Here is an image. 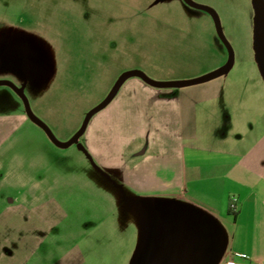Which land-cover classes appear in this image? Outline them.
I'll return each mask as SVG.
<instances>
[{
  "label": "rangeland",
  "instance_id": "rangeland-1",
  "mask_svg": "<svg viewBox=\"0 0 264 264\" xmlns=\"http://www.w3.org/2000/svg\"><path fill=\"white\" fill-rule=\"evenodd\" d=\"M193 1L217 13L232 66L213 80L164 89L192 90L196 96L219 91L215 103L225 129H231L234 106L245 111L247 127L258 124L264 120V80L254 58L252 0ZM227 59L211 15L183 0H0V80L25 84L32 111L61 142L74 135L124 71L185 80ZM17 110H25L20 97L0 85V115ZM29 122L0 147V159L13 165L22 154L32 178L46 181V200L32 204L37 216L29 223L37 228L38 246L14 254L8 246L11 258L0 264H135L136 258L147 264L179 231L194 230L197 221L213 222L196 218L178 192L158 200L130 191L98 166L83 135L62 148ZM205 124L184 123L183 138L191 130L205 133ZM200 237L210 251L213 235ZM217 247L214 264L241 256L230 251L229 235Z\"/></svg>",
  "mask_w": 264,
  "mask_h": 264
},
{
  "label": "crops",
  "instance_id": "crops-1",
  "mask_svg": "<svg viewBox=\"0 0 264 264\" xmlns=\"http://www.w3.org/2000/svg\"><path fill=\"white\" fill-rule=\"evenodd\" d=\"M19 87L24 90L25 84ZM219 96V91L196 96L192 90L175 92L129 78L90 118L83 142L98 166L135 194L159 200L178 192L196 218L213 220L193 227L197 235H213L206 264H214L217 245L223 246L226 235L230 251L241 256L222 264H264V120L247 127L245 111L234 106L231 129H225L215 103ZM198 120H205V133L191 130L183 138V124ZM28 121L25 110L0 115V147ZM22 156L15 155L19 163L13 165L0 159V232L9 230L0 233L2 261L11 258L8 246L13 254L38 246L37 228L29 223L37 216L32 204L46 200V181L32 178ZM233 196L237 201L230 214ZM217 220L223 225H214Z\"/></svg>",
  "mask_w": 264,
  "mask_h": 264
},
{
  "label": "water",
  "instance_id": "water-1",
  "mask_svg": "<svg viewBox=\"0 0 264 264\" xmlns=\"http://www.w3.org/2000/svg\"><path fill=\"white\" fill-rule=\"evenodd\" d=\"M184 2L191 7L204 10L211 15L214 21L217 35L222 41V43L224 44V46L226 47L227 52H228V59L226 63L216 68L215 70L208 72L206 74H203L201 76L190 78V79H185V80H174V81H158V80L150 78L147 74H145L143 71L138 70V69H131V70L124 71L118 76V78L114 82L113 86L111 87L107 95L98 104H96L86 113L80 128L74 133V135L69 140L65 142L59 141L55 137L51 129L47 126V124H45L40 118H38L34 114L29 104V101L21 87L16 86L14 83L8 80H0V85L9 86L20 97L24 105L25 113L27 114L29 119L45 132L47 137L50 139V141L54 145L58 147H62V148L68 147L71 144L77 142L79 137L84 133L90 118L94 114L102 110L104 107H106L111 102V100L115 97L120 87L129 78L138 77L141 80H143L145 83L155 88H169V87L182 88V87H188V86L201 84V83L213 80L222 75H225L229 71V69L232 66V62H233V53H232V49L228 41L226 40L223 34L220 20H219L217 13L215 12L213 8L206 6V5L196 3L193 0H184ZM252 6L254 10V17H253L254 58L257 63L260 74L262 75V78L264 80V0H252Z\"/></svg>",
  "mask_w": 264,
  "mask_h": 264
},
{
  "label": "flooded vegetation",
  "instance_id": "flooded-vegetation-1",
  "mask_svg": "<svg viewBox=\"0 0 264 264\" xmlns=\"http://www.w3.org/2000/svg\"><path fill=\"white\" fill-rule=\"evenodd\" d=\"M184 1V0H183ZM204 239L197 235L195 230L181 231L175 234L173 242L166 245L161 251L151 254L147 264H166L176 262L178 264H206L210 251H207ZM138 263L137 258L135 264Z\"/></svg>",
  "mask_w": 264,
  "mask_h": 264
},
{
  "label": "built area",
  "instance_id": "built-area-1",
  "mask_svg": "<svg viewBox=\"0 0 264 264\" xmlns=\"http://www.w3.org/2000/svg\"><path fill=\"white\" fill-rule=\"evenodd\" d=\"M236 201H237V198L235 196L231 197L230 199V208L234 211L235 210V206H236Z\"/></svg>",
  "mask_w": 264,
  "mask_h": 264
},
{
  "label": "trees",
  "instance_id": "trees-1",
  "mask_svg": "<svg viewBox=\"0 0 264 264\" xmlns=\"http://www.w3.org/2000/svg\"><path fill=\"white\" fill-rule=\"evenodd\" d=\"M228 212H229L230 214H234V211L230 208V205H229V207H228Z\"/></svg>",
  "mask_w": 264,
  "mask_h": 264
}]
</instances>
